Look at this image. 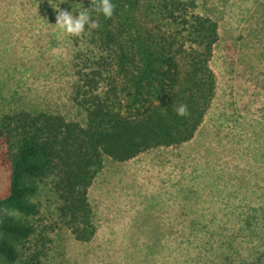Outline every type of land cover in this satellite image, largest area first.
I'll return each instance as SVG.
<instances>
[{
	"label": "rangeland",
	"instance_id": "rangeland-1",
	"mask_svg": "<svg viewBox=\"0 0 264 264\" xmlns=\"http://www.w3.org/2000/svg\"><path fill=\"white\" fill-rule=\"evenodd\" d=\"M73 0H0V117L60 114L83 123L102 96L110 62L86 34L55 27ZM218 25L210 67L215 95L194 137L127 162L104 159L88 192L96 232L75 241L59 191L38 183L37 214L10 217L35 234L15 264H252L264 254V0H196ZM7 172L0 165V196Z\"/></svg>",
	"mask_w": 264,
	"mask_h": 264
},
{
	"label": "trees",
	"instance_id": "trees-1",
	"mask_svg": "<svg viewBox=\"0 0 264 264\" xmlns=\"http://www.w3.org/2000/svg\"><path fill=\"white\" fill-rule=\"evenodd\" d=\"M73 1L98 22L84 34L110 62L112 77L102 96L82 105L83 123L43 111L0 117V165L7 172L0 196V264L20 261L35 234L10 214H37L29 198L39 182L51 179L60 193L62 224L75 241L88 243L96 232L88 192L104 159L127 162L190 141L215 95L210 61L218 25L196 11V0H111V18L92 11L91 0ZM180 105L188 106L189 115L176 114ZM261 256L252 264H264Z\"/></svg>",
	"mask_w": 264,
	"mask_h": 264
},
{
	"label": "clouds",
	"instance_id": "clouds-1",
	"mask_svg": "<svg viewBox=\"0 0 264 264\" xmlns=\"http://www.w3.org/2000/svg\"><path fill=\"white\" fill-rule=\"evenodd\" d=\"M92 11L103 14L106 18H111L114 14L115 5L111 0H91ZM55 27L67 36L79 37L85 32L86 26L90 29H97L98 22L91 18L89 11L82 10L78 16H74L68 10L56 8ZM178 116L189 115L188 106L180 105L175 108Z\"/></svg>",
	"mask_w": 264,
	"mask_h": 264
}]
</instances>
